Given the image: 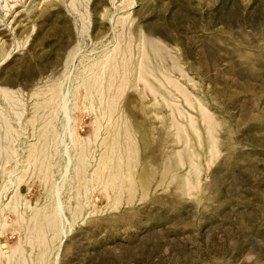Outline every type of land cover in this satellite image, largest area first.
Masks as SVG:
<instances>
[{"label":"rangeland","instance_id":"374dc122","mask_svg":"<svg viewBox=\"0 0 264 264\" xmlns=\"http://www.w3.org/2000/svg\"><path fill=\"white\" fill-rule=\"evenodd\" d=\"M0 264H264V0H0Z\"/></svg>","mask_w":264,"mask_h":264},{"label":"bare ground","instance_id":"6f19581e","mask_svg":"<svg viewBox=\"0 0 264 264\" xmlns=\"http://www.w3.org/2000/svg\"><path fill=\"white\" fill-rule=\"evenodd\" d=\"M60 207V206H59ZM63 218V217H62ZM65 218V217H64Z\"/></svg>","mask_w":264,"mask_h":264}]
</instances>
